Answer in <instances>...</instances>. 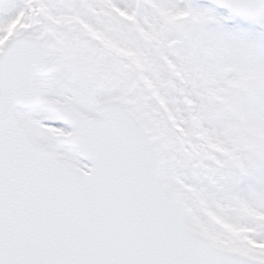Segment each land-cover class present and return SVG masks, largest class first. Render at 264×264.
I'll use <instances>...</instances> for the list:
<instances>
[{
  "label": "snow or ice",
  "instance_id": "snow-or-ice-1",
  "mask_svg": "<svg viewBox=\"0 0 264 264\" xmlns=\"http://www.w3.org/2000/svg\"><path fill=\"white\" fill-rule=\"evenodd\" d=\"M0 264H264V0H0Z\"/></svg>",
  "mask_w": 264,
  "mask_h": 264
}]
</instances>
